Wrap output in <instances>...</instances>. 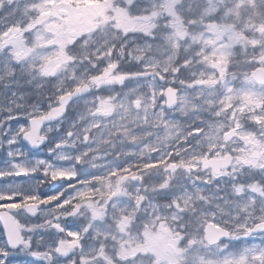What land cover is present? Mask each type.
<instances>
[{
    "label": "snow or ice",
    "instance_id": "6c2138e0",
    "mask_svg": "<svg viewBox=\"0 0 264 264\" xmlns=\"http://www.w3.org/2000/svg\"><path fill=\"white\" fill-rule=\"evenodd\" d=\"M0 264H264V0H0Z\"/></svg>",
    "mask_w": 264,
    "mask_h": 264
}]
</instances>
